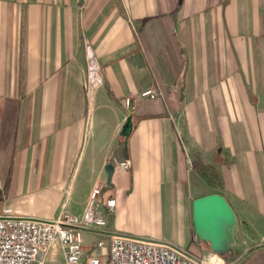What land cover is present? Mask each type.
I'll return each instance as SVG.
<instances>
[{"label": "crops", "instance_id": "0c3cea01", "mask_svg": "<svg viewBox=\"0 0 264 264\" xmlns=\"http://www.w3.org/2000/svg\"><path fill=\"white\" fill-rule=\"evenodd\" d=\"M88 50L102 75L89 94ZM96 183L116 207L105 233L82 231L85 255L91 233L204 255L192 201L212 192L236 235L252 232L239 253L264 242V0H0V215L80 216Z\"/></svg>", "mask_w": 264, "mask_h": 264}, {"label": "built area", "instance_id": "2783aa9c", "mask_svg": "<svg viewBox=\"0 0 264 264\" xmlns=\"http://www.w3.org/2000/svg\"><path fill=\"white\" fill-rule=\"evenodd\" d=\"M101 83L99 65L93 53L88 50L83 87L89 94L92 87ZM141 96L155 98L156 94L149 89L142 92ZM123 104L129 109L130 98H125ZM119 166L128 170L130 162L128 159L121 160ZM115 207V197L106 194L105 185L96 183L91 188L85 210L80 216L62 213L51 220H37L0 215V264H45L49 250L54 245L61 249L66 264H214L208 259L219 261V264L230 263L211 250L207 255H197L168 242L126 234L109 236L106 260L102 254L106 250V242L101 239H97L85 255L82 231L87 228L104 229L107 224L105 215L112 214Z\"/></svg>", "mask_w": 264, "mask_h": 264}, {"label": "water", "instance_id": "95a60500", "mask_svg": "<svg viewBox=\"0 0 264 264\" xmlns=\"http://www.w3.org/2000/svg\"><path fill=\"white\" fill-rule=\"evenodd\" d=\"M131 130L132 119L128 115L120 129V135L124 137L125 148ZM112 170L113 165L111 163L104 166L108 182ZM192 225L196 238L205 242L212 252L227 257L234 254L237 220L233 209L222 194L212 192L193 199ZM87 229L97 233H105L104 230ZM262 247H264V242L250 246L233 258L229 264H238L250 251Z\"/></svg>", "mask_w": 264, "mask_h": 264}, {"label": "rangeland", "instance_id": "374dc122", "mask_svg": "<svg viewBox=\"0 0 264 264\" xmlns=\"http://www.w3.org/2000/svg\"><path fill=\"white\" fill-rule=\"evenodd\" d=\"M208 187L205 185V183L200 180V179H196V181H194V183L192 184V187L190 188V191L193 193H196L198 191H203V190H207ZM239 226V225H238ZM240 229H237V235L235 237V246H234V254L231 255L230 257L227 256H223L227 261H231L233 258H235L240 249L242 248V240H249L252 238V232L250 231H246V232H242L241 226H239ZM91 242H95V238H99L101 240H104L106 242V250L102 252V254L104 255V259L106 260L108 257V246H109V238L103 234H96V233H91ZM85 237L83 236V239ZM89 244V245H90ZM199 250V247L196 246V248ZM241 253V252H240ZM239 253V254H240ZM208 252H206L205 255H207ZM53 261H55V264H66L64 262L63 259V255L61 253V251H59L58 253H54L52 255H48L47 259L45 261V264H54ZM224 262V261H223ZM238 264H264V247L262 248H258V249H254L252 251H250Z\"/></svg>", "mask_w": 264, "mask_h": 264}, {"label": "trees", "instance_id": "16d2710c", "mask_svg": "<svg viewBox=\"0 0 264 264\" xmlns=\"http://www.w3.org/2000/svg\"><path fill=\"white\" fill-rule=\"evenodd\" d=\"M123 139L124 137L119 134V143H121ZM193 167L198 168L200 170L201 177L207 183V185H209L212 188L220 187V181L212 165L209 164L199 165L197 163H193Z\"/></svg>", "mask_w": 264, "mask_h": 264}, {"label": "bare ground", "instance_id": "6f19581e", "mask_svg": "<svg viewBox=\"0 0 264 264\" xmlns=\"http://www.w3.org/2000/svg\"><path fill=\"white\" fill-rule=\"evenodd\" d=\"M214 260H215V259H214ZM207 261H210V262H212V263H214V264H219V261H213V260L211 261V260H209V259H208ZM221 262H223V261H221Z\"/></svg>", "mask_w": 264, "mask_h": 264}]
</instances>
